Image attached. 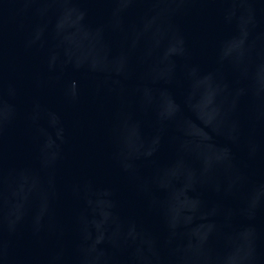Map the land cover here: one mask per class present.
I'll list each match as a JSON object with an SVG mask.
<instances>
[{
	"label": "water",
	"instance_id": "95a60500",
	"mask_svg": "<svg viewBox=\"0 0 264 264\" xmlns=\"http://www.w3.org/2000/svg\"><path fill=\"white\" fill-rule=\"evenodd\" d=\"M0 264H264V0H0Z\"/></svg>",
	"mask_w": 264,
	"mask_h": 264
}]
</instances>
